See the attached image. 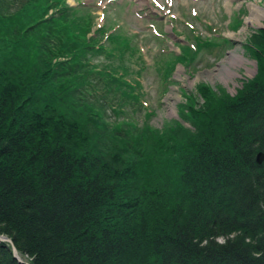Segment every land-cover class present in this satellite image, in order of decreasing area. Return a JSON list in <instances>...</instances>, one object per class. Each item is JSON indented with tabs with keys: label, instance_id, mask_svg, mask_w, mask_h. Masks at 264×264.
I'll return each mask as SVG.
<instances>
[{
	"label": "trees",
	"instance_id": "1",
	"mask_svg": "<svg viewBox=\"0 0 264 264\" xmlns=\"http://www.w3.org/2000/svg\"><path fill=\"white\" fill-rule=\"evenodd\" d=\"M95 17L83 0H0V233L33 264H264V28L235 94L200 83L158 128L139 44ZM187 34L160 53L161 82L218 42ZM11 246L0 264H22Z\"/></svg>",
	"mask_w": 264,
	"mask_h": 264
},
{
	"label": "rangeland",
	"instance_id": "2",
	"mask_svg": "<svg viewBox=\"0 0 264 264\" xmlns=\"http://www.w3.org/2000/svg\"><path fill=\"white\" fill-rule=\"evenodd\" d=\"M68 1L76 3V0ZM85 1L92 5V10L97 14L94 27L104 20L102 6H107L109 1H115V10L110 6L105 9V14H108L107 22L115 20L123 24L126 31L133 34L135 41L147 43L156 48L152 60L159 57L158 47L176 51L179 44L192 45L194 39L191 36V39L188 38V34L181 30L191 28L189 25H193L196 32L201 33L202 36L217 37L216 46L199 52L195 66L191 63H177L170 77L171 81L165 83L162 80V87L157 68L150 64L152 60L145 55V64L148 68L143 72L144 99L154 110L148 122L155 127L160 128L168 121L180 119L178 107L184 103L185 92L194 90L198 94V84L206 83L216 91L223 89L229 94H235L237 89L242 87V81L252 77L256 72V59L245 42L252 34L264 28V0ZM255 6L260 9L258 10L259 18H254ZM236 14L239 15L241 22L233 27L231 22ZM172 16L175 18L168 20ZM186 20L189 21V25L185 23ZM152 21L159 30L163 28L165 31L166 38L162 44L159 43V37L153 35L155 26ZM171 22L179 26L180 32L177 31L174 34L170 31ZM225 38L229 39V43L223 41ZM164 90L166 93L163 92ZM198 98L199 101L202 100L200 94ZM142 113L141 109L137 112L138 124L143 122L144 114ZM182 122L190 126L188 122L183 120Z\"/></svg>",
	"mask_w": 264,
	"mask_h": 264
},
{
	"label": "water",
	"instance_id": "3",
	"mask_svg": "<svg viewBox=\"0 0 264 264\" xmlns=\"http://www.w3.org/2000/svg\"><path fill=\"white\" fill-rule=\"evenodd\" d=\"M263 159H264V152H262V151H258V152H257V155H256V160H257L258 162H261ZM0 240H10V238H9L7 235H5V234H0ZM12 249H13L14 256H16L20 262H22L23 264H32V263H29V262L23 260V259L18 255V253H17L16 248H15L14 245L12 246Z\"/></svg>",
	"mask_w": 264,
	"mask_h": 264
},
{
	"label": "bare ground",
	"instance_id": "4",
	"mask_svg": "<svg viewBox=\"0 0 264 264\" xmlns=\"http://www.w3.org/2000/svg\"><path fill=\"white\" fill-rule=\"evenodd\" d=\"M253 10H255V15H254V18H259V14H258V10H260L259 9V7L257 6H255V8L253 9ZM249 21H252V20H249ZM239 57V56H238ZM10 238V237H9ZM7 241H9V242H11V245L13 246V241H12V239L10 238V240H7ZM19 253V252H18Z\"/></svg>",
	"mask_w": 264,
	"mask_h": 264
}]
</instances>
